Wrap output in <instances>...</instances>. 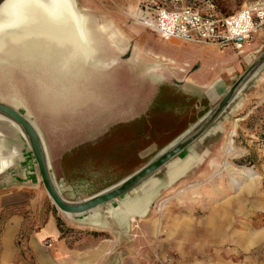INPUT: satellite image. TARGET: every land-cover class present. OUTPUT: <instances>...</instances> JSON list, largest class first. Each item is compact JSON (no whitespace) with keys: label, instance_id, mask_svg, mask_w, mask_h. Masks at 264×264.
I'll use <instances>...</instances> for the list:
<instances>
[{"label":"crops","instance_id":"obj_1","mask_svg":"<svg viewBox=\"0 0 264 264\" xmlns=\"http://www.w3.org/2000/svg\"><path fill=\"white\" fill-rule=\"evenodd\" d=\"M81 6L94 11L96 16L90 17L94 25L110 23L113 29L123 27L117 29L115 36L119 47L111 45L109 52L101 49L96 61L87 65L57 67L54 72L57 76L51 77L53 80L41 89L40 96L36 95L33 113L28 109L26 112L34 118L41 133L55 184L68 200L85 199L120 183L181 139L226 94L243 64L235 51L209 63L204 55L208 50L225 54L221 46L165 39L149 27L124 17H108L109 13L97 17L99 9L88 0ZM106 38L104 35L101 41L110 43ZM149 41L154 43V48L146 47ZM179 49H183L181 56ZM129 52L128 60H124ZM156 54L174 59L176 66L185 67V71L177 68L175 75L170 74L164 67L166 63L156 71H148L158 62L153 57ZM109 58L117 62L110 66L97 62ZM263 85L264 79L257 81L251 92L241 93L221 119L244 120L243 115H249L264 99ZM250 96L255 99L251 100ZM232 130L234 134L229 136L234 140L235 129ZM17 148L15 164L9 169L8 178L2 180L26 189L42 187L27 141ZM168 200L159 202L157 209L161 211ZM112 208L115 206L106 210L111 216L107 225L116 235L110 244L90 241L71 246L62 236L57 219L49 216L35 231V242L31 243L41 264L51 262L40 252V241L48 237L58 239L56 258L51 257L56 264H142L137 242H131L130 238L133 221L130 216L111 213ZM150 211L149 208L139 216L134 225L142 221L146 229L157 231L160 219ZM68 226L83 228L72 223ZM177 246L182 249L179 243ZM160 257L178 264L169 251H162Z\"/></svg>","mask_w":264,"mask_h":264},{"label":"rangeland","instance_id":"obj_2","mask_svg":"<svg viewBox=\"0 0 264 264\" xmlns=\"http://www.w3.org/2000/svg\"><path fill=\"white\" fill-rule=\"evenodd\" d=\"M83 1L78 0L80 5ZM142 1L88 0L99 9L97 17H105L109 13L108 17L120 16L132 22H137L133 15ZM246 1L217 0L224 13L237 10ZM87 13L90 17L96 16L93 10H87ZM106 25L115 36L117 29H123L119 26L113 29L110 23ZM120 43L124 42L121 40ZM145 45L147 48L155 46L152 41ZM221 48L225 54L208 50L204 59L211 63L226 58L230 52H238L243 64L232 80V86L264 52V27L249 40V44H245L243 51L233 44ZM136 49H139L137 45ZM177 52L179 56L183 55V49ZM130 54H125L124 60H128ZM53 58L47 59L37 50L26 51L21 44L12 42L0 50V101L14 106L24 114L27 109L33 113L36 95L40 96L41 89L53 80L51 77L57 76L54 72L58 64L54 63ZM170 66L185 71V67ZM263 76L264 65L241 93L251 92L254 84L264 79ZM14 98L21 101L18 107L14 105ZM250 99L254 100L255 97L250 96ZM245 114L242 121L232 118L228 122L227 119H221V116L189 148L131 191L118 200L84 214L68 215L57 208L43 184L42 187L26 189L2 180L3 177L8 178L16 154L12 165L0 174V264H41L40 256L31 243L35 242V231L45 224L49 216H54L57 223H60L62 236L71 246L90 241L110 244L116 235L109 230L107 221L111 216L106 210L134 199L142 193L141 185L151 178L160 179L161 184L166 183L171 164L189 155L194 158L184 175L171 185L160 188L155 186L152 189L158 190L150 205L151 214L160 219L157 231L146 229L142 221L137 225L131 222V242H137L135 245L139 247L142 264H152L162 251H169L178 264H264V99L249 115ZM29 118L35 123L33 117ZM232 129H235L233 148L227 156L222 146ZM25 142L20 131L1 138L3 148L8 151L16 148L19 152L17 146ZM226 160L231 167L213 176L222 170ZM165 198L169 200L159 211L157 205ZM95 212H99L98 223L94 221L96 217L90 216ZM68 223L82 225L83 228L71 227ZM166 237L167 240L162 239ZM57 240L48 237L40 241V252L51 259L50 264H56L51 257L56 258ZM178 243L182 249L177 248Z\"/></svg>","mask_w":264,"mask_h":264},{"label":"bare ground","instance_id":"obj_3","mask_svg":"<svg viewBox=\"0 0 264 264\" xmlns=\"http://www.w3.org/2000/svg\"><path fill=\"white\" fill-rule=\"evenodd\" d=\"M86 11L78 0H3L0 3V50L11 42L21 44L26 51H40L47 59L54 57V63L58 64L57 67L73 68L95 62L101 49L105 48L104 50L109 52L111 45L119 47V39H116L106 23L94 25ZM104 35H107L106 39L110 43L101 41ZM153 57L158 62L148 71H156L161 64L166 63L164 67L169 71L168 73H176V67L171 68L170 66L176 65L174 59L157 54ZM100 61L97 62L110 66L116 63L117 59L109 58ZM20 104L21 101L14 98V105L18 107ZM0 121H3L0 123V174H2L12 165L13 157L19 153L16 148L12 151L5 150L3 143L1 144L2 136H9L15 131H20L25 138L26 136L22 127L12 119L0 115ZM230 134L233 135L234 131L231 130ZM226 147L224 151L228 156L233 148L231 136L228 137ZM193 158V155H189L182 161L173 162L166 183L161 184V180L156 178L147 180L141 185V194L134 199L121 202L118 207L111 209V213L130 216L134 223L139 221L137 217L147 213L158 191L152 189L155 186L160 188L175 183L178 177L186 173ZM224 165L222 170L213 176L231 167L227 160ZM65 213L71 215V213ZM90 216L96 217L94 221L98 223V214L92 213Z\"/></svg>","mask_w":264,"mask_h":264},{"label":"built area","instance_id":"obj_4","mask_svg":"<svg viewBox=\"0 0 264 264\" xmlns=\"http://www.w3.org/2000/svg\"><path fill=\"white\" fill-rule=\"evenodd\" d=\"M136 21L165 39L226 46L243 51L247 41L264 27V0H247L224 13L217 0H143ZM152 264H174L157 257Z\"/></svg>","mask_w":264,"mask_h":264},{"label":"water","instance_id":"obj_5","mask_svg":"<svg viewBox=\"0 0 264 264\" xmlns=\"http://www.w3.org/2000/svg\"><path fill=\"white\" fill-rule=\"evenodd\" d=\"M3 0H0V3ZM264 65V52L240 75L235 83L228 89L220 101L214 105L210 111L181 139L162 151L143 167L135 171L126 179L115 184L95 195L81 200H68L61 194L58 189L50 169L48 155L36 124L24 113L14 106L0 101V115L8 117L18 123L25 133V140L30 146L37 163L43 185L51 198L52 202L62 210L72 214H84L105 203L117 199L127 192L131 191L149 176L158 171L162 166L171 161L174 157L190 147L197 139L203 136L215 124L221 116L227 111L230 105L235 101L241 91L246 87L248 82ZM3 123V121H0ZM8 136V135H4ZM3 136V137H4Z\"/></svg>","mask_w":264,"mask_h":264},{"label":"trees","instance_id":"obj_6","mask_svg":"<svg viewBox=\"0 0 264 264\" xmlns=\"http://www.w3.org/2000/svg\"><path fill=\"white\" fill-rule=\"evenodd\" d=\"M58 227H59V229L62 231V229L60 228V223H58Z\"/></svg>","mask_w":264,"mask_h":264}]
</instances>
